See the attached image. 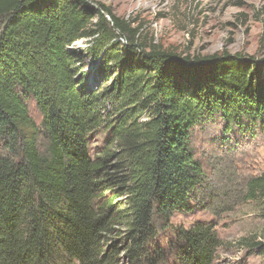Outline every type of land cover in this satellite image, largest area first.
I'll use <instances>...</instances> for the list:
<instances>
[{"label":"trees","instance_id":"trees-1","mask_svg":"<svg viewBox=\"0 0 264 264\" xmlns=\"http://www.w3.org/2000/svg\"><path fill=\"white\" fill-rule=\"evenodd\" d=\"M0 25V264H213L214 225L170 217L217 206L196 127L264 132V57L174 53L90 0H0ZM234 197L264 205V172Z\"/></svg>","mask_w":264,"mask_h":264},{"label":"rangeland","instance_id":"rangeland-1","mask_svg":"<svg viewBox=\"0 0 264 264\" xmlns=\"http://www.w3.org/2000/svg\"><path fill=\"white\" fill-rule=\"evenodd\" d=\"M90 1L94 7L104 5L132 27L140 28V37L146 42L158 44L174 53L192 57L209 56L225 50L232 55L264 57V0ZM96 18L94 16L92 20ZM85 46V39L71 45L76 49ZM85 69L89 83L96 66L86 60ZM99 82L95 79L91 87L101 91ZM28 108L38 122L40 114L35 103L28 102ZM223 125L218 118L196 127L192 137L196 158L208 176L217 208H204L190 201V209L173 213L170 221L186 228L198 221L212 223L224 242L221 248H217L213 264H264V254L258 249L239 244L241 239H264V205L234 197L246 180L264 172V132L257 129L251 135L237 130L226 133ZM108 134L105 129L95 134L90 141L91 154L104 145ZM226 138L230 142L222 143ZM206 194L209 199L211 193ZM220 205L225 209L219 210ZM173 259L166 250L165 258L159 264H176Z\"/></svg>","mask_w":264,"mask_h":264}]
</instances>
